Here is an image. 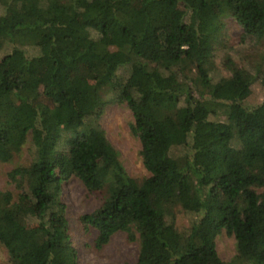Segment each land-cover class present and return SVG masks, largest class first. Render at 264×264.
<instances>
[{
  "label": "trees",
  "instance_id": "trees-1",
  "mask_svg": "<svg viewBox=\"0 0 264 264\" xmlns=\"http://www.w3.org/2000/svg\"><path fill=\"white\" fill-rule=\"evenodd\" d=\"M225 17L264 43V0H0V164L31 149L7 173L17 194L0 190L3 264H78L70 178L101 195L80 219L97 249L123 233L134 264H264V102L245 103L264 90V53L252 72L225 55L214 79ZM109 95L131 113L146 177L127 174L98 124Z\"/></svg>",
  "mask_w": 264,
  "mask_h": 264
},
{
  "label": "rangeland",
  "instance_id": "rangeland-1",
  "mask_svg": "<svg viewBox=\"0 0 264 264\" xmlns=\"http://www.w3.org/2000/svg\"><path fill=\"white\" fill-rule=\"evenodd\" d=\"M222 23L223 37L220 40V45L218 44L214 51L211 76L214 79L228 76L222 64L225 55L232 58L238 70L252 72L254 67L250 63L261 58L264 53V43L256 44V39L243 38L242 30L230 17L223 18ZM42 69L43 64L39 61L38 71L41 72ZM80 72L90 79L99 74V71H92L89 68L82 69ZM117 74L124 76L125 72L123 69H119ZM108 98L110 103L105 107L98 124L104 131L108 142L118 152L119 160L127 174L134 178L146 177L147 173L139 157V141L130 131L131 113L124 104H119L114 97L111 98L109 95ZM40 102L45 103L46 100L42 98ZM262 102H264V90L256 82L251 86L245 103L247 106H255ZM30 150L27 145L12 163L0 164V190H9L15 195L17 194V191L7 184V173L18 164L28 163L31 158ZM61 189V199L67 207L70 241L77 252L78 264H134L138 253L137 243H129L123 233H117L107 246L97 249L94 244L96 232L91 228H85L80 220L83 215L90 214L99 207L101 195L89 192L74 178L64 182ZM190 222L189 215L180 214L177 219V228H186ZM234 244V239L222 232L216 238V251L219 258L229 261L235 253ZM7 260L6 249L0 245V264L6 263Z\"/></svg>",
  "mask_w": 264,
  "mask_h": 264
}]
</instances>
